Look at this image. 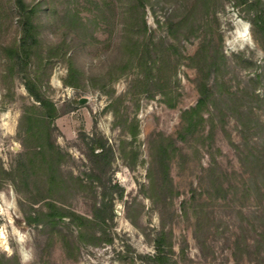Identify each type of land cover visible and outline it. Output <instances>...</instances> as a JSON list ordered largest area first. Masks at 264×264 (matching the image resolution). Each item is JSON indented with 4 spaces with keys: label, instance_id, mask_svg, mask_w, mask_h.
Masks as SVG:
<instances>
[{
    "label": "rangeland",
    "instance_id": "374dc122",
    "mask_svg": "<svg viewBox=\"0 0 264 264\" xmlns=\"http://www.w3.org/2000/svg\"><path fill=\"white\" fill-rule=\"evenodd\" d=\"M26 1L41 3L38 22L44 56L61 39L60 18L66 8H75L91 23V37L89 34L84 44L71 48L68 56L53 58L45 73L44 90L59 110L71 103L74 107L55 121V137L68 156L61 167L65 178L80 177L85 192H71L65 207L90 217L95 201L92 192L96 196L100 193L98 184L91 185L86 177L91 168L81 132H96L113 146V182L125 193L123 199L114 200L116 217L108 231L113 244L81 245L71 258L57 233L26 224L28 203L11 182L5 183L0 191V263L145 264L136 256L154 254L152 240L165 224L172 232V257L178 264H264V163L257 162V158L264 159V35L252 21L257 10L264 11V0H249L242 6L236 0H199L196 11L193 5L197 0H148L145 14L138 13L145 17L147 29L135 22L132 0H123L121 9L101 5L102 10L90 0ZM111 1L116 0H105ZM12 7V1L0 0V163L7 171L24 153L19 125L23 107L32 103L22 77L9 71L3 52L20 37ZM168 19L184 23L169 30L165 25ZM238 31H245L244 41L237 38ZM205 38L224 55L212 79L217 82V111L224 113L223 124L220 115L215 119L211 144H178L186 157L178 155L172 163L171 176L178 194L162 212L148 191L153 142L159 134L176 137L182 112L196 105L199 73L188 58ZM145 39L161 51L166 47L170 51L171 59L169 63L166 60L160 77L176 103L174 108L167 106V97L160 93L149 97L141 84L145 74L138 68L139 50L134 43ZM70 57L80 72L78 87L64 84ZM245 113L253 120L248 126L243 125L249 121ZM134 121L139 123L140 132L130 145L133 140L128 127ZM123 142L128 151L139 152L134 169L127 165L130 158L123 159ZM213 159L227 175L224 187L228 192L212 191L209 197L203 192L201 179L208 181L205 170ZM192 190L197 194L195 200ZM60 228L70 236V230Z\"/></svg>",
    "mask_w": 264,
    "mask_h": 264
},
{
    "label": "trees",
    "instance_id": "16d2710c",
    "mask_svg": "<svg viewBox=\"0 0 264 264\" xmlns=\"http://www.w3.org/2000/svg\"><path fill=\"white\" fill-rule=\"evenodd\" d=\"M10 1H12V8L16 13L20 37L15 45L4 47L3 52L9 62V71L13 75L18 74L22 77L24 87L32 103L23 107L19 125V135L24 145V153L19 155L15 166L10 171L5 170L0 163V191L5 183L11 182L28 203L26 204L28 210L25 211L26 224L29 227L37 229L41 227L57 233L66 254L73 258L74 250H79L81 245L113 244L114 238L108 231L109 227L114 224L116 217L114 200L116 198L123 199L125 193L120 184L113 182L112 166L115 161L113 146L96 132L92 135L81 132L80 139L86 147V156L91 168L90 174H87L86 177L91 185L98 184L100 193L99 196H96L95 192H92L95 201L91 207L90 217L65 207L69 198L67 196L71 192H85V183L80 177L70 175L68 179L65 178L61 167L67 161L68 156L56 144L55 137V121L62 114L73 111L74 107L71 106L73 104L71 103L66 105L63 111L59 110L44 90V85L47 82L45 73L53 58H59L62 55L68 56V51L71 48L79 46L81 43L84 44L89 34L91 37V33L88 32V26L91 23L84 20L75 8H66L63 17L60 18L61 39L57 44L51 46L47 55L44 56L38 22L42 10L41 3L30 4L26 0ZM90 1H95L98 10H102L101 5L105 8L109 5L113 8L116 6L118 9L123 8V0L111 1L110 3L103 0V4H99L100 0ZM132 1L134 3H132V11L135 12L133 15L135 22L137 24L141 22V27L147 29L145 17L138 13L142 11L145 14L148 0ZM198 1L193 5L195 11L199 8ZM236 1L239 6H242L249 0ZM255 5H258V2ZM204 7L205 9L208 8L207 1L204 2ZM252 21L264 35V11L257 10ZM158 23L160 22L158 21ZM182 23L184 21L175 22L173 19H168L165 25L169 30H174L180 28ZM134 47L139 50L137 55L138 68L145 74L141 81L145 93L149 94L151 98L154 97V92L160 93L167 97L165 101L167 106L174 108L176 103L166 91L168 87L161 84L162 77H160L165 72L166 60L168 59L167 63H169V58L171 59L170 51L167 47L161 51L153 41L146 39L141 43L140 40H137ZM169 48L175 49L172 45ZM223 58L224 55H221L219 49L214 48L210 40L205 38L195 55L188 58L191 65L197 68L199 73L196 80L199 93L198 101L195 106L182 112L181 127L176 137L159 134L153 142V161L148 174L150 180L148 191L151 193L149 198L153 200L155 207L162 212L165 206L170 205L173 197L178 194L175 192L174 181L171 176L172 163L178 155L183 159L186 158L181 155L178 144H189L197 141L203 146L208 141L211 144L217 128L215 119L221 115V121L223 120V111H217V104L220 102L216 96L217 82L212 80L218 74ZM68 61V76L64 84L78 87L80 72L72 57L68 58ZM74 103L77 102L74 101ZM244 116L249 121L243 122V125L248 126V123L253 122L248 113H245ZM221 123L223 124V121ZM206 128H208V133L205 135ZM139 132V123L137 121L132 122L128 127V134L133 141L128 144L133 145ZM121 147L123 159L128 161L130 158L131 162L127 165L134 169L139 158L138 150L130 149L128 151L124 142ZM257 162L259 164L264 163L263 157L257 158ZM205 172L208 173V181L201 179L203 192L207 193L209 197H212V191L227 194L228 189L225 190L224 187L227 175L214 159ZM93 188L95 189V187ZM192 192V199L195 200L197 194H194L195 190ZM200 195L202 196V194ZM61 226L66 227L68 231L70 230L71 237L63 233ZM74 232H76V236ZM262 238H264V233ZM152 241L155 249L154 254L137 255L139 261L145 264H178L172 257V232L166 230L165 224Z\"/></svg>",
    "mask_w": 264,
    "mask_h": 264
},
{
    "label": "bare ground",
    "instance_id": "6f19581e",
    "mask_svg": "<svg viewBox=\"0 0 264 264\" xmlns=\"http://www.w3.org/2000/svg\"><path fill=\"white\" fill-rule=\"evenodd\" d=\"M237 38H238L239 40H241V41H244L245 38H246V33H245V31H238V32H237Z\"/></svg>",
    "mask_w": 264,
    "mask_h": 264
},
{
    "label": "water",
    "instance_id": "95a60500",
    "mask_svg": "<svg viewBox=\"0 0 264 264\" xmlns=\"http://www.w3.org/2000/svg\"><path fill=\"white\" fill-rule=\"evenodd\" d=\"M86 100V99H85ZM85 102L84 100H81V103Z\"/></svg>",
    "mask_w": 264,
    "mask_h": 264
}]
</instances>
